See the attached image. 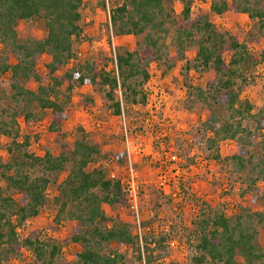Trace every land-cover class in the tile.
<instances>
[{
	"label": "trees",
	"instance_id": "obj_1",
	"mask_svg": "<svg viewBox=\"0 0 264 264\" xmlns=\"http://www.w3.org/2000/svg\"><path fill=\"white\" fill-rule=\"evenodd\" d=\"M175 1L113 0L108 8L112 37L132 35L140 40L131 51L117 45L114 57L102 65L91 52L83 61L78 59L77 46L92 40L84 30L83 0H0V79L8 76L0 82V138L10 156L7 161L0 157V179L6 186L0 187V264H10L24 251L36 264H55L59 246L44 241L39 231L18 235L25 222L46 206L53 209L51 220L56 226L67 220L74 223L68 238L80 248L74 264H126L123 247L132 250L138 264H264L260 244L264 214L239 204L229 216L203 204L185 230L188 260L165 261L172 226L158 234L139 235L104 211L105 205L129 207L122 181L110 176L105 163L113 157L119 165L126 152L103 156L101 144L91 140L82 126L63 130L74 87L102 90L106 109L120 117L129 114L132 106H147L143 88L151 63L171 70L184 61L179 69L184 109L192 113L198 108L205 114L196 122L193 144L208 161L219 163L237 179L241 199L257 195L258 183L264 185V103L254 111L242 95L263 60L249 46L264 39V0H209L215 15L234 12L249 19L251 28L243 40L232 31H219L205 13L192 15L195 0H178L179 13ZM106 5V0L98 1L103 10ZM22 21L38 22L45 35L20 36ZM188 51L194 52L190 60ZM43 55L48 58L46 85L36 70ZM107 61L114 63L115 70H108ZM192 72L213 76L204 86L195 85ZM46 110L52 113L48 130L59 150L46 149L42 156H34L28 152L29 125L40 121ZM20 120L27 128L25 134ZM226 140L235 143V152L222 158L219 144ZM91 164L97 166L89 170ZM30 169H37L39 175L29 173ZM62 173L66 176L57 184L55 176ZM50 183L56 184V192L49 202L45 193Z\"/></svg>",
	"mask_w": 264,
	"mask_h": 264
},
{
	"label": "rangeland",
	"instance_id": "obj_2",
	"mask_svg": "<svg viewBox=\"0 0 264 264\" xmlns=\"http://www.w3.org/2000/svg\"><path fill=\"white\" fill-rule=\"evenodd\" d=\"M98 1L83 0L84 30L92 40L79 44L77 55L78 59L83 61L91 52L104 65V60L114 57L117 45L130 51L134 50L140 37L131 35L114 39L109 30L108 19V8L113 0H106V10L98 6ZM209 4V0H195L191 8L192 15L205 13L219 31H232L243 40L251 28L249 19L234 12L215 15L210 12ZM174 9L177 13L181 11L180 1H175ZM18 30L20 36L45 35L38 22H19ZM249 50L254 56L263 57L253 73L251 86L242 95L256 111L264 103V39L251 44ZM193 56V51L186 54L189 60ZM228 56L229 54H226L225 59H228ZM47 61V56L43 55L36 65V70L42 76L45 85L48 83L45 70ZM106 65L108 70H115L114 63L107 61ZM183 65L184 61L178 62L174 68L168 70L164 66L151 63L148 67L149 79L143 88L147 106L144 108L132 106L129 114H122L120 117L110 115L102 90L92 86H76L71 92V100L62 123L63 130L66 129L68 132L77 126L85 128L90 139L101 144L103 156L108 152L111 154L126 152L125 158L121 157L119 165L115 164L113 157H108L105 163L109 165L110 176L119 178L124 185L132 174L138 188L136 205L134 208L105 205L104 211L113 219L128 223L139 235L144 232L158 234L172 226L174 233L168 245L165 261L177 262L188 260L190 252L185 244V230L189 228L190 221L198 215L203 204L223 210L228 216L237 210L238 204L264 214L262 182L258 183L257 195L246 194L241 199L239 197L241 188L237 179L219 163L208 161L206 155L193 144L197 140L196 122L204 119L205 114L198 108L192 113L184 109L185 89L179 73ZM59 74L61 72L57 73ZM212 76L211 73L204 75L191 73L193 83L201 86H204ZM7 78V75L1 77L0 82L5 83ZM51 120L52 113L46 110L40 121L30 123L31 140L28 147L30 154L42 156L46 149L59 150L54 135L48 130ZM19 124L22 134H25L27 128L23 121L20 120ZM34 136L37 139H34ZM5 144V140L0 138V157L7 161L10 156L5 151ZM234 152L233 141L226 140L219 144V154L222 158ZM96 166L97 164H91L88 169ZM33 171L39 175L37 169H30L29 173ZM65 176V173L56 175L57 184L63 181ZM162 180L164 182L161 185ZM0 187L2 189L6 187L1 179ZM55 192L56 184L50 183L45 193L49 202ZM14 197L17 199L18 195ZM52 211L50 206L44 207L36 217L25 222L24 227L18 230V235L22 238L28 232L39 231L44 241L59 246L60 252L55 264H74L75 253L80 249L78 245L68 241L74 223L67 220L56 226L51 220ZM260 244L264 246V232H261ZM120 251L126 253V264H138L130 248L123 247ZM237 261L242 262L240 258ZM10 264L36 263L30 254L24 251Z\"/></svg>",
	"mask_w": 264,
	"mask_h": 264
},
{
	"label": "built area",
	"instance_id": "obj_3",
	"mask_svg": "<svg viewBox=\"0 0 264 264\" xmlns=\"http://www.w3.org/2000/svg\"><path fill=\"white\" fill-rule=\"evenodd\" d=\"M111 177L113 176L111 175ZM163 182L164 180H162L160 184L162 185ZM123 186L127 192L128 206L130 208H134V206L136 205V201H137L138 188H137V183L134 181L132 174L130 176V180L126 183V185L123 184Z\"/></svg>",
	"mask_w": 264,
	"mask_h": 264
}]
</instances>
